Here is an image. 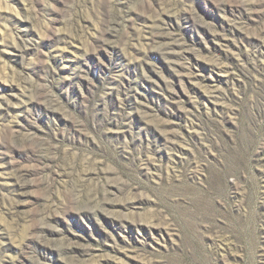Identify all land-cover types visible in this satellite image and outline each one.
<instances>
[{"label":"rangeland","instance_id":"rangeland-1","mask_svg":"<svg viewBox=\"0 0 264 264\" xmlns=\"http://www.w3.org/2000/svg\"><path fill=\"white\" fill-rule=\"evenodd\" d=\"M0 264H264V0H0Z\"/></svg>","mask_w":264,"mask_h":264}]
</instances>
